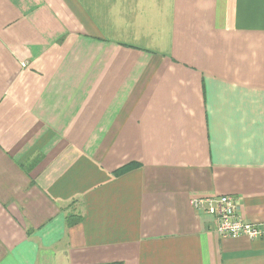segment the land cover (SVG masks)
Masks as SVG:
<instances>
[{"label":"crops","instance_id":"obj_1","mask_svg":"<svg viewBox=\"0 0 264 264\" xmlns=\"http://www.w3.org/2000/svg\"><path fill=\"white\" fill-rule=\"evenodd\" d=\"M213 195L264 223V0H0V264H264Z\"/></svg>","mask_w":264,"mask_h":264},{"label":"built area","instance_id":"obj_2","mask_svg":"<svg viewBox=\"0 0 264 264\" xmlns=\"http://www.w3.org/2000/svg\"><path fill=\"white\" fill-rule=\"evenodd\" d=\"M232 196H194L190 205L194 210L214 217L215 233L222 238L244 237L251 241L264 240V223L244 222L236 213V203Z\"/></svg>","mask_w":264,"mask_h":264},{"label":"trees","instance_id":"obj_3","mask_svg":"<svg viewBox=\"0 0 264 264\" xmlns=\"http://www.w3.org/2000/svg\"><path fill=\"white\" fill-rule=\"evenodd\" d=\"M128 168V167H127ZM127 169H124V170H122V172H124V171H126ZM80 220V218L79 217H75V219H74V216H69V218H68V225H74V224H76V223H78V221Z\"/></svg>","mask_w":264,"mask_h":264}]
</instances>
